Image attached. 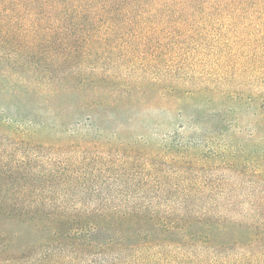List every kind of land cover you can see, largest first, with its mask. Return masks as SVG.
Returning a JSON list of instances; mask_svg holds the SVG:
<instances>
[{
    "label": "rangeland",
    "instance_id": "obj_1",
    "mask_svg": "<svg viewBox=\"0 0 264 264\" xmlns=\"http://www.w3.org/2000/svg\"><path fill=\"white\" fill-rule=\"evenodd\" d=\"M78 32L54 44L44 41V26L17 27L10 46H0V172L10 175L0 186L18 204L138 202L162 215L167 206L186 208L177 197L180 184L197 187L203 213L243 225H221L231 235L264 237V109L237 100L219 104L211 94H165L157 80L174 71L121 54L134 44L133 29L111 30L106 45L95 42L111 50L105 58L67 59L63 52L83 47L72 38ZM85 77L117 81L94 89L79 85ZM129 82L134 99L114 102ZM62 173H76V181L68 184ZM128 189L141 193L110 198ZM43 221L41 228L19 218L0 221L11 237L1 243L0 264L51 262L44 258Z\"/></svg>",
    "mask_w": 264,
    "mask_h": 264
},
{
    "label": "trees",
    "instance_id": "obj_2",
    "mask_svg": "<svg viewBox=\"0 0 264 264\" xmlns=\"http://www.w3.org/2000/svg\"><path fill=\"white\" fill-rule=\"evenodd\" d=\"M0 6L4 49L17 27L44 26V41L54 44L71 40L70 30L79 31L72 38L83 47L70 48L63 56H79L88 63L91 56L105 58L111 52L95 42L106 45L111 30L133 29L134 44L124 46L121 54L146 67L160 64L174 71L177 75L170 79L157 80L165 94H211L219 104L228 99L264 109V0H0ZM36 6H43L44 12H36ZM61 81L50 79L49 84ZM105 81L117 80L85 77L79 85L95 89ZM132 84L122 83L123 92L112 100H133ZM60 176L68 184L76 181V173ZM0 178L9 183L10 175L0 172ZM180 186L177 197L186 208L167 206L163 215L138 202L18 204L11 190L0 186V221L4 225L19 218L41 228L44 217V258L51 261L47 264H264L263 236L231 235L221 225H243L206 215L201 188ZM96 192L93 198L99 196ZM117 193L134 198L141 192L116 191L110 198ZM0 227L2 251L1 243L7 246L11 237ZM50 247L57 250L47 254Z\"/></svg>",
    "mask_w": 264,
    "mask_h": 264
}]
</instances>
